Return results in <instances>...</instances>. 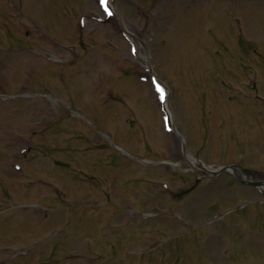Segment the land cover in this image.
I'll return each instance as SVG.
<instances>
[{
    "label": "rangeland",
    "instance_id": "obj_1",
    "mask_svg": "<svg viewBox=\"0 0 264 264\" xmlns=\"http://www.w3.org/2000/svg\"><path fill=\"white\" fill-rule=\"evenodd\" d=\"M113 5L123 18L107 20L98 0H0V93L7 95L0 102L12 105L4 110L0 103V196L14 201L0 207V260L91 264L82 258L89 254L93 264H264V206L216 218L245 200L264 203V189L242 186L228 173L203 177L197 161L183 158L175 134L158 139L167 107L189 146L206 140L199 152L206 164L241 162L264 181V103L248 100L264 101V0ZM112 49L123 54L118 70L104 58L116 61ZM153 76L170 91L164 107ZM54 97L61 117H51L57 124L46 131L41 108L58 110ZM145 129L148 143L140 139ZM24 134L35 143L23 144ZM129 155L177 161L185 176L171 177L169 189L186 190L184 200L172 195L173 202L163 190L162 166L144 170ZM16 161L31 183L8 179ZM148 207L172 213L146 218ZM206 219L212 223L203 227ZM172 245H179L175 253ZM132 252L148 255L139 261Z\"/></svg>",
    "mask_w": 264,
    "mask_h": 264
},
{
    "label": "snow or ice",
    "instance_id": "obj_2",
    "mask_svg": "<svg viewBox=\"0 0 264 264\" xmlns=\"http://www.w3.org/2000/svg\"><path fill=\"white\" fill-rule=\"evenodd\" d=\"M104 2L106 3V0H104ZM109 15H111V13H109ZM159 92H161V95H163V89L159 88L157 89Z\"/></svg>",
    "mask_w": 264,
    "mask_h": 264
},
{
    "label": "bare ground",
    "instance_id": "obj_3",
    "mask_svg": "<svg viewBox=\"0 0 264 264\" xmlns=\"http://www.w3.org/2000/svg\"><path fill=\"white\" fill-rule=\"evenodd\" d=\"M191 158V157H190Z\"/></svg>",
    "mask_w": 264,
    "mask_h": 264
}]
</instances>
